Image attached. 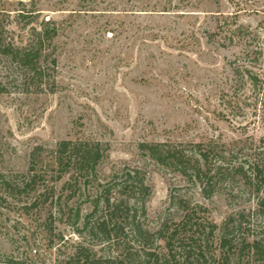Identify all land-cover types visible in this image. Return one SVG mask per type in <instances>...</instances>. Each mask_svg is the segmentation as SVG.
Listing matches in <instances>:
<instances>
[{
	"label": "rangeland",
	"instance_id": "374dc122",
	"mask_svg": "<svg viewBox=\"0 0 264 264\" xmlns=\"http://www.w3.org/2000/svg\"><path fill=\"white\" fill-rule=\"evenodd\" d=\"M47 18L56 25L28 68L0 52V172L39 169L62 139L100 140L108 150L64 216L51 217L41 201L30 206L31 196L0 199V264H81L69 256L82 241L100 185L122 169L137 171L151 188V230L181 221L182 210L170 201L174 191L203 204L207 211L198 216L219 226L235 211L243 224L235 229V263L229 264H264L241 244L245 238L264 244V190L257 194L237 178L230 198L227 189L206 198L193 176L140 146L217 138L244 155L252 152L264 136V90L236 86L235 67L250 61L254 46L235 30L264 37V0H0V21L15 45L46 32ZM251 66L263 72L264 55ZM68 177L55 182L56 195ZM213 241L215 264H226L218 260L217 236ZM96 250L103 261L119 264L116 248Z\"/></svg>",
	"mask_w": 264,
	"mask_h": 264
},
{
	"label": "trees",
	"instance_id": "16d2710c",
	"mask_svg": "<svg viewBox=\"0 0 264 264\" xmlns=\"http://www.w3.org/2000/svg\"><path fill=\"white\" fill-rule=\"evenodd\" d=\"M27 15H33V12ZM43 23L46 32L39 31L31 43L18 46L11 41L12 36L0 21V52L12 56L19 66L22 64L28 68L40 56L39 48L45 45L46 38L51 37L47 32L53 31L56 25L51 18L44 19ZM235 34L254 46L247 51L250 61L235 67L236 86L250 85L255 92L263 91L264 71H256L251 65L264 55V37L259 31L242 26L237 27ZM140 146L182 174L193 176L206 198L223 189L228 190L230 198L235 192L237 178H243L257 194L264 190V136L256 140L248 155L242 154V149H236L235 143L217 138L180 143L143 142ZM106 150L108 144L100 140L62 139L56 144L52 161L39 169L36 165L25 173L0 172L1 202L4 204L10 198L23 200L24 196H31L28 197L30 206L38 207L41 201L43 206L50 207L51 217L54 213L64 216L65 209L73 208L71 201L78 195L82 179ZM66 175L69 177L64 182L63 192L56 195L54 184ZM41 188L44 190L41 191ZM151 193L145 178L137 171H116L100 185L94 207L86 217L82 241L69 258L81 264H108L109 260L97 257L96 246L105 245L120 252L121 259L116 257L114 261L119 264H215L217 252L210 249L213 238L217 236L220 248L218 260L226 264L234 260L235 263V229L243 224L241 217H235V211L219 226L205 216H198L199 211H207L203 204H193L190 199L181 198L173 191L170 201L182 210L181 221L169 225L165 220L159 229L151 230L146 224L147 202ZM259 204L264 207V197ZM243 215L240 212L237 216ZM87 240H92L93 244H86ZM161 241H164L165 250ZM241 244L248 250V255L253 250L255 256L264 259L262 240L249 242L245 238Z\"/></svg>",
	"mask_w": 264,
	"mask_h": 264
}]
</instances>
